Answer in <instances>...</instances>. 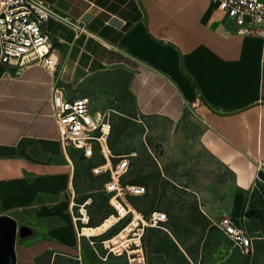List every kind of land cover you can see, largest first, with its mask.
Returning <instances> with one entry per match:
<instances>
[{"label":"crops","instance_id":"0c3cea01","mask_svg":"<svg viewBox=\"0 0 264 264\" xmlns=\"http://www.w3.org/2000/svg\"><path fill=\"white\" fill-rule=\"evenodd\" d=\"M45 1L59 15L43 23L55 71L0 62V215L16 221L14 264H130L123 253L101 259L95 249L105 253L100 241L118 222L79 236L113 207L92 198L94 177L103 178L109 197L106 175L92 172L101 157L59 140L54 84L69 98L87 97L93 115L109 112L110 149L130 160L121 179L146 185L127 196L138 221L152 210L168 214L162 226L139 221L144 256L148 227L164 228L186 252L175 234L181 191L206 219L200 244L214 225L246 255L212 221L230 215L252 230L247 193L264 183V36L236 33L213 0ZM61 16L85 30L77 33Z\"/></svg>","mask_w":264,"mask_h":264},{"label":"built area","instance_id":"2783aa9c","mask_svg":"<svg viewBox=\"0 0 264 264\" xmlns=\"http://www.w3.org/2000/svg\"><path fill=\"white\" fill-rule=\"evenodd\" d=\"M213 1L216 2L217 9L230 20L236 33L264 36V0ZM51 15L58 14L45 0H0V62L16 65L20 69L38 64L54 72L58 59L52 50L49 35L43 29V23ZM62 19L70 23L77 33L85 30L78 19L72 20L68 17ZM51 102L52 116L57 123L59 140L63 147H73L81 151L86 158L96 155L101 157L102 162L94 165L92 172L106 175L104 188L109 193L108 201L114 209L110 216L115 215L118 222L131 213V218L127 222L131 223L135 214L128 205L127 196L141 195L145 193L146 187L142 184L124 183L121 179L129 169L130 160L128 155H115L110 149L112 123L109 112L93 115L87 97L69 98L64 88L57 84L52 87ZM83 210V206H80L82 216L77 218L81 220L85 219ZM167 220L168 214L158 210L151 211L148 216L142 215L139 219L142 228L162 226ZM212 222L243 253L254 251L255 236L246 227L236 225L232 216L225 215ZM81 228L79 236L83 233V227ZM141 235L142 232L134 235L138 241L132 238L133 241L123 245L122 249H115L113 243L112 245L108 243L109 239L100 241L105 253L102 254L95 249L101 259H106L110 252L122 254L126 251L130 264H145ZM90 243L95 247L96 240L92 239Z\"/></svg>","mask_w":264,"mask_h":264},{"label":"rangeland","instance_id":"374dc122","mask_svg":"<svg viewBox=\"0 0 264 264\" xmlns=\"http://www.w3.org/2000/svg\"><path fill=\"white\" fill-rule=\"evenodd\" d=\"M129 126L130 125L124 127ZM127 177L128 174L125 175V179H127ZM102 180V177L93 178L91 182V186L93 188L92 198L94 204L107 208V205L109 204L108 195L103 190ZM231 183L232 177L228 171V190L229 187H231ZM170 187L171 189L167 190L169 191V194L172 188H174L172 186ZM252 189L253 192L256 190L262 192L264 191V183L258 181L254 185V188H251L248 191L249 193H247V195L250 194ZM172 194H174V191H172ZM178 194L180 197V204L178 207L181 209L178 211V213H180L179 220H181V226L179 231L175 234L182 242L185 251L187 253L189 251V255L182 251L181 248L173 242L172 238L164 228L154 229L152 227H148V229L145 230L147 233L145 237V243L147 246V255L145 253V264H264V235L259 230H249L253 235L257 236L255 238L257 239L256 250L250 256L244 255L237 249L233 248L231 242L225 238L217 228H214L211 231V235H209L207 238L208 244L205 249L202 250L200 239L201 237L205 236L206 229L202 230L199 228V226L202 224L204 225L206 223V219L200 216V214L197 212L194 198L190 193H183L181 191L178 192ZM129 201H131V199ZM164 201L165 203L168 202L167 197L164 199ZM191 218H194L195 221L191 222ZM127 221L128 219L119 221L116 227L110 233H114L116 231L119 232L120 228L124 226ZM131 236L134 235L131 234ZM130 247H132V245ZM129 250L131 249L129 248ZM124 254L128 259V254L126 251L123 252V256ZM127 262L129 263V259Z\"/></svg>","mask_w":264,"mask_h":264},{"label":"trees","instance_id":"16d2710c","mask_svg":"<svg viewBox=\"0 0 264 264\" xmlns=\"http://www.w3.org/2000/svg\"><path fill=\"white\" fill-rule=\"evenodd\" d=\"M122 181L125 183H127L128 181H125L122 179ZM129 183V182H128ZM132 183H135V182H132ZM137 184V183H135ZM145 186V185H144ZM254 188V187H253ZM249 191V190H248ZM249 193V192H248ZM109 198V197H108ZM154 211V210H152ZM114 212V209L113 211L110 213L112 214ZM151 212V211H150ZM149 212V213H150ZM148 213V215H149ZM109 214V216H110ZM146 215V216H148ZM246 217L249 219L250 221V224H251V227L253 230H259L262 232V234L264 235V191L260 192L258 190H256L255 192H253V189L252 191L250 192V194H248V208L246 210V213H245ZM126 218V217H125ZM122 220V219H121ZM120 220V221H121ZM119 222V221H118ZM128 222V221H127ZM126 222V223H127ZM125 223V224H126ZM124 224V225H125ZM123 228V226L120 228V230ZM216 228L214 225H210V227L208 228V232H207V237L209 235H211V231ZM205 227L203 226L202 227V230H204ZM119 230V231H120ZM118 232H114L112 236L116 235ZM111 236V237H112ZM110 237V238H111ZM208 244V241L205 240V242L202 244V250L205 249V247L207 246ZM256 247H257V241L255 242L254 244V251L253 252H249L247 253L246 255L247 256H250L251 254H253L256 250ZM189 253V251H188Z\"/></svg>","mask_w":264,"mask_h":264},{"label":"bare ground","instance_id":"6f19581e","mask_svg":"<svg viewBox=\"0 0 264 264\" xmlns=\"http://www.w3.org/2000/svg\"><path fill=\"white\" fill-rule=\"evenodd\" d=\"M134 214H135V217L131 223H127L126 225H124L123 228L116 235L109 238L108 243H110V245H112L111 243H113L115 249H122L123 245H126L131 240L133 241L132 238H136V236H133V237L131 236L133 232H136L137 234L141 232V228L139 226V221H138L139 214L136 212ZM116 221H117L116 216L111 215L105 221H103V223H101L100 225L96 227L84 226L83 233L84 234H92V233H97V232L100 233V231L106 230L110 228L113 224L117 223ZM134 226H138V228H135ZM137 234H134V235H137ZM135 240L138 241L137 238ZM134 251H137V250H134Z\"/></svg>","mask_w":264,"mask_h":264},{"label":"water","instance_id":"95a60500","mask_svg":"<svg viewBox=\"0 0 264 264\" xmlns=\"http://www.w3.org/2000/svg\"><path fill=\"white\" fill-rule=\"evenodd\" d=\"M16 221L9 215H0V264H14Z\"/></svg>","mask_w":264,"mask_h":264}]
</instances>
